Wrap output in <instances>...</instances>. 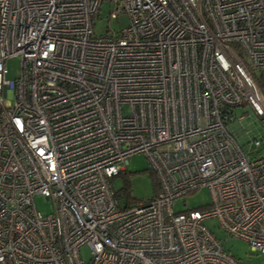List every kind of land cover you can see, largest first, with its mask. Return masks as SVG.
Wrapping results in <instances>:
<instances>
[{
  "label": "built area",
  "instance_id": "2783aa9c",
  "mask_svg": "<svg viewBox=\"0 0 264 264\" xmlns=\"http://www.w3.org/2000/svg\"><path fill=\"white\" fill-rule=\"evenodd\" d=\"M102 1L0 0V264H252L203 221L264 253L262 139L238 126L264 125V0H108L128 23L92 36ZM138 153L157 191L121 205Z\"/></svg>",
  "mask_w": 264,
  "mask_h": 264
},
{
  "label": "rangeland",
  "instance_id": "374dc122",
  "mask_svg": "<svg viewBox=\"0 0 264 264\" xmlns=\"http://www.w3.org/2000/svg\"><path fill=\"white\" fill-rule=\"evenodd\" d=\"M112 9L113 3L111 1H102L98 12L92 17V36H100L107 32L118 31L127 25V15L121 13L116 17H111L110 12ZM19 63L20 61L17 57L8 58L5 61L7 67L6 78L16 77L19 70ZM241 112L244 113L245 117L240 121L238 126H242L246 130L251 131V136L258 135L261 137L262 144L257 151L264 153V125L260 124L261 122L251 113L250 109L242 108ZM125 167L127 173L125 177L120 175L112 180V187L115 192H118L120 204L124 205L127 198L131 200L130 204H136L141 200L153 197L155 194V184L149 170L146 156L141 153L132 155ZM124 186L126 188L127 198L122 191ZM210 199V191L205 187H199L197 190L177 198L174 203V209L179 211L199 208L209 204L211 202ZM34 204L36 209L43 214H48L52 210L51 202L41 195L34 196ZM216 223L217 220L213 217L206 218L203 221V224L221 241L222 247L226 252L245 263L264 264V253L253 250L250 244L244 239L238 237L226 238ZM81 256L86 260L88 259L89 251L85 246L81 249Z\"/></svg>",
  "mask_w": 264,
  "mask_h": 264
},
{
  "label": "trees",
  "instance_id": "16d2710c",
  "mask_svg": "<svg viewBox=\"0 0 264 264\" xmlns=\"http://www.w3.org/2000/svg\"><path fill=\"white\" fill-rule=\"evenodd\" d=\"M150 172H151V171H150ZM126 174H127V173H126V169H125L120 175H122L123 177H125ZM120 175H118V176H120ZM118 176H117V177H118ZM151 176L153 177V182H154V184H155V193H156V191H157V189H156L157 184H156L155 176H154V174H153L152 172H151ZM122 191H123V193H125V197L127 198V196H126V188H125V186H124V189H122ZM114 193H115V196L118 197V192H115V191H114ZM121 193H122V192H121ZM125 203L130 204V203H131V200H129V199L127 198Z\"/></svg>",
  "mask_w": 264,
  "mask_h": 264
}]
</instances>
